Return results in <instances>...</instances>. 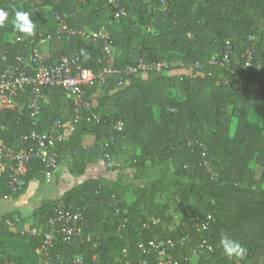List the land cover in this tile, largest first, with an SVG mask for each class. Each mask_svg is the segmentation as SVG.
<instances>
[{"label":"trees","instance_id":"16d2710c","mask_svg":"<svg viewBox=\"0 0 264 264\" xmlns=\"http://www.w3.org/2000/svg\"><path fill=\"white\" fill-rule=\"evenodd\" d=\"M125 5L130 17L116 25L104 0H0V9L9 13L0 26V58L6 51L8 62L28 42L35 44L53 31V14L72 27L105 26L114 68L138 58L168 62L161 72L126 76L120 86L117 75L86 86L89 121H72V101L56 86L46 88L34 123L19 113L25 112L28 95L16 109L0 108V144L15 148L20 135L49 131L59 118L69 128L58 145L59 161L70 152L72 172L83 173L89 160L101 158L107 168L130 169L133 179L142 182L131 199L112 190L103 177L67 190L60 198L85 207L84 232L90 241L59 243L54 248L59 260L50 264H111L122 249L130 264L143 259L153 264V253L143 254L138 241H177L185 234L192 239L169 250L171 264H264V0H129ZM16 11L29 13L34 35L15 30ZM225 40L232 51L228 67L211 62L214 54L222 56ZM251 45L261 67H243L242 54ZM49 47L52 59L78 55L83 67L100 68L98 42L64 36L53 38ZM118 120L123 123L119 134L113 129ZM110 134L114 141L107 158L100 146ZM41 170L40 161H29L25 180L42 175ZM0 179L7 190V179ZM54 203L34 210L31 226L44 229ZM206 215L210 224L202 233L213 250L192 261L199 239L192 218ZM147 221L149 227L141 228ZM1 235L29 240L28 251L40 244L38 236H23L4 220ZM225 235L247 249L243 260L224 254L219 242ZM76 256L80 263L74 262Z\"/></svg>","mask_w":264,"mask_h":264},{"label":"built area","instance_id":"2783aa9c","mask_svg":"<svg viewBox=\"0 0 264 264\" xmlns=\"http://www.w3.org/2000/svg\"><path fill=\"white\" fill-rule=\"evenodd\" d=\"M112 8V21L117 22L127 14L126 5L129 0H104ZM53 31L40 38L35 44L28 42L27 46L19 49L14 54L12 60L8 62V55L5 51L0 60V108L16 109L21 105V99L29 96L25 105V115L34 123L41 112L42 102L46 99V88L59 87L66 98L72 101L73 116L72 121L78 122L80 119L89 121L92 116L86 115L91 105L86 99V86L96 82L103 83L107 78L117 75V85L124 83V77L138 72H161L168 66L166 61L144 62L143 58H138L132 64H126L122 68H114L111 64L114 48L111 34L105 26H100L96 30L69 26L58 14H53ZM64 36H78L84 41H93L100 44V68L93 71L80 64L78 55L51 57L49 50L42 48V44H49L53 38L61 39ZM249 37V40H252ZM2 45L0 44V51ZM230 40H225L224 51L221 57L214 54L211 62L221 66H229L231 56ZM254 48L249 46L242 54L244 57L243 67L260 64L254 60ZM93 118L99 120L98 115ZM123 123L118 120L113 129L117 134L122 130ZM66 124L61 119L56 118L49 131L32 130L19 136L17 147L0 144V178L7 179V190L3 197L18 194L26 185V174L28 163L31 160H38L42 164V176L45 182L51 181L59 169L58 145L63 141ZM114 141V135L110 134L105 142L100 146V151L105 157H109L107 148ZM207 164V163H205ZM84 211L85 207L78 204H68L59 198L55 201L52 210L46 215V227L33 229L32 235L40 238L37 247L39 254L38 264H50L52 261L58 262L59 254L54 253V248L59 244L72 245L84 244L90 241V236L84 232ZM195 230L198 235V242L192 251L193 256H198L206 251H212L213 247L203 236V231L207 230L210 224V216L202 218L196 216L192 218ZM151 223H156L153 219ZM11 224V223H10ZM150 222H144L141 228H148ZM23 233V232H22ZM192 236L185 234L177 241L171 238L157 241H138L137 248L143 253H153V264H171L172 259L169 250L178 244H187ZM97 242H93L97 246ZM80 256L74 258V262L80 263ZM142 264H149L147 259L141 261ZM0 264H16L12 259L4 256L0 250ZM111 264H130V259L126 249H122L113 258Z\"/></svg>","mask_w":264,"mask_h":264},{"label":"crops","instance_id":"0c3cea01","mask_svg":"<svg viewBox=\"0 0 264 264\" xmlns=\"http://www.w3.org/2000/svg\"><path fill=\"white\" fill-rule=\"evenodd\" d=\"M12 38L16 39V36L13 35ZM42 48L52 53L49 44H42ZM68 130L69 128H66V132ZM69 155L70 152L61 155L59 169L51 181L45 182L41 174L32 177L26 181L22 191L8 198L3 197L6 188L1 185L0 179V226L4 220L8 228L12 230L18 228L23 236H34L33 229H39L42 226H31L33 211L44 203L56 201L67 190L89 178H105L112 190L127 199H131L138 187L142 185L141 181L133 179L130 169H109L101 158L89 160L85 164L83 173L72 172ZM29 242L15 235H1L0 250L18 264H38L37 247L28 251Z\"/></svg>","mask_w":264,"mask_h":264},{"label":"clouds","instance_id":"9594fccd","mask_svg":"<svg viewBox=\"0 0 264 264\" xmlns=\"http://www.w3.org/2000/svg\"><path fill=\"white\" fill-rule=\"evenodd\" d=\"M8 15L9 13L7 11L0 9V26H2L8 19ZM14 28L17 32L22 33L24 36H32L35 34V24L29 19L28 12H15ZM219 243L224 254L229 259L243 260L247 255V249L238 241L228 237L227 235L222 236Z\"/></svg>","mask_w":264,"mask_h":264},{"label":"rangeland","instance_id":"374dc122","mask_svg":"<svg viewBox=\"0 0 264 264\" xmlns=\"http://www.w3.org/2000/svg\"><path fill=\"white\" fill-rule=\"evenodd\" d=\"M126 17H130V15L127 13V14H126L125 16H123L122 18H126ZM118 21H119V20H118ZM116 25H119V24L116 22ZM178 219H179V218L175 216V220L178 221ZM196 258H197V256H193V255L191 254L190 259H191L192 261H195Z\"/></svg>","mask_w":264,"mask_h":264}]
</instances>
